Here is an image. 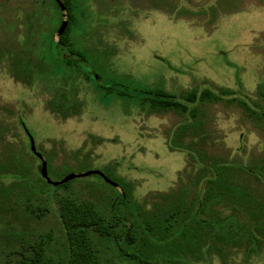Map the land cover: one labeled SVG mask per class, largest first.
I'll return each instance as SVG.
<instances>
[{
    "label": "rangeland",
    "instance_id": "obj_1",
    "mask_svg": "<svg viewBox=\"0 0 264 264\" xmlns=\"http://www.w3.org/2000/svg\"><path fill=\"white\" fill-rule=\"evenodd\" d=\"M71 3L75 20L69 46L87 62L60 72L54 70L58 60L51 51L56 49L52 37L62 18L56 1L0 0V168L13 158L20 164L15 171L10 168V174L26 176L2 179L13 189L0 210V263L12 264L21 253L41 246L45 264H63L66 241L58 216L62 197L91 201L108 219L116 213L130 216L128 206L112 207L120 188L115 190L95 174L74 178L66 188L50 187L40 174V159L30 151L26 130L52 180L69 172L100 170L126 186L132 199L141 203L173 187L185 167L186 153L170 150L167 135L186 115L151 113L147 104L141 107L137 99L127 96H100L101 87L86 74L90 70L103 84L116 83L134 92L161 88L178 95L191 88L231 90L232 95L222 100L199 101L191 108L204 113L210 135L207 152L256 173L243 172L241 177L263 199L264 209V116L260 112L264 98L258 92L260 85L264 90V0ZM10 55L26 57L34 76L39 75V67L46 70L30 83L17 80L7 67ZM60 91L83 102L81 115L63 119L46 108ZM73 151H79L77 158ZM50 154V165L57 168L53 173L46 160ZM62 164L66 167L59 168ZM259 218L252 221L245 215L244 220L251 225V235L262 241L260 246L244 238L239 243L227 240L219 244L221 252L181 264H264V230L254 228L264 227V215ZM97 243L113 260L139 264L122 256L115 242Z\"/></svg>",
    "mask_w": 264,
    "mask_h": 264
},
{
    "label": "trees",
    "instance_id": "obj_2",
    "mask_svg": "<svg viewBox=\"0 0 264 264\" xmlns=\"http://www.w3.org/2000/svg\"><path fill=\"white\" fill-rule=\"evenodd\" d=\"M62 2L68 12V23L65 28L60 25L56 28L52 37L56 49L51 50L56 55L55 60H58L54 70L60 72L63 67L80 66L87 62L81 52L69 46L70 29L75 20L73 4L71 0ZM64 45L68 46L67 50L62 49ZM7 67L15 79L28 83L39 78L41 72L46 70L39 67V75L34 76L26 57L17 58L12 55ZM86 74L101 87L103 93L100 96L110 93L127 96L137 99L141 107L147 104L151 113L174 111L186 115L185 121L167 135L168 148L184 151L186 164L178 173V182L173 187L165 192L151 194L146 203L134 201L127 187L114 180L120 191L110 184L118 191L112 199V207L120 204L128 206L129 218L116 213L114 218L108 219L91 201L73 196L62 197L58 202V216L66 241L63 264H121L107 256L98 246L97 242L105 240L115 242L122 256L139 264L199 262L206 256L210 257L214 251L221 252L219 244L227 240L239 243V238L260 246L262 241L251 235V225L244 219L248 215L252 221H256L260 219L259 215H264L263 199L254 194L241 177L243 172L255 176L256 173L249 169H239L228 160L210 155L206 149L210 135L205 128L204 113L200 115L195 106L191 108V105L199 101L222 100L232 95L231 90L191 88L178 95L161 88L134 92L122 85L117 87L119 85L116 83L103 84L94 70ZM258 92L264 98L261 85ZM46 108L52 114L66 119L81 115L84 104L70 99L60 91L47 101ZM260 112L264 116V109ZM78 155L79 151L72 152L74 158ZM51 158V154L46 156L49 173L57 169L51 167ZM14 161L11 158L0 168V210L13 189L12 185L2 181L3 177L11 175L18 180L26 179L25 175L10 174L8 170L11 168L15 171L20 164ZM60 167L66 166L62 164ZM95 175L102 179L98 174ZM40 179L45 182L41 176ZM70 181L57 187L66 188ZM103 183L107 182L103 180ZM254 228L264 230L263 225ZM12 264H45L44 250L40 246L28 254L21 253Z\"/></svg>",
    "mask_w": 264,
    "mask_h": 264
},
{
    "label": "water",
    "instance_id": "obj_3",
    "mask_svg": "<svg viewBox=\"0 0 264 264\" xmlns=\"http://www.w3.org/2000/svg\"><path fill=\"white\" fill-rule=\"evenodd\" d=\"M56 3L59 6V9L61 11V28H65V26L68 23V12L67 9L65 7V5L63 4L62 0H55ZM26 133L28 135L29 138V143H30V150L33 152V154H35L41 161V168H40V174L41 176L46 180L47 183L53 185V186H58L60 184H63L65 182H68L74 178L77 177H85L91 174H98L99 176H101L103 178V180L113 186H117V183L112 181L110 178H108L102 171L100 170H88L85 172H79V173H73V172H69L67 174H65L61 179L58 180H52L47 173V164L46 161L43 158V155L38 152L36 150L35 144H34V140L32 135L26 130Z\"/></svg>",
    "mask_w": 264,
    "mask_h": 264
}]
</instances>
